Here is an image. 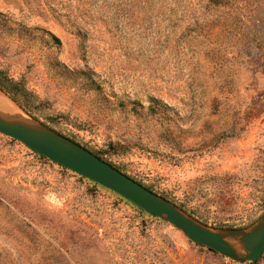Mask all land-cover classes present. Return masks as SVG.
Listing matches in <instances>:
<instances>
[{"label": "rangeland", "instance_id": "1", "mask_svg": "<svg viewBox=\"0 0 264 264\" xmlns=\"http://www.w3.org/2000/svg\"><path fill=\"white\" fill-rule=\"evenodd\" d=\"M0 69L50 129L199 221L263 220L264 0H0ZM0 264L252 262L0 132Z\"/></svg>", "mask_w": 264, "mask_h": 264}, {"label": "water", "instance_id": "2", "mask_svg": "<svg viewBox=\"0 0 264 264\" xmlns=\"http://www.w3.org/2000/svg\"><path fill=\"white\" fill-rule=\"evenodd\" d=\"M0 132L21 141L53 162L117 192L149 214L163 218L181 229L196 244L207 246L234 260H249L252 264H256L264 253V217L251 229L230 228L218 231L90 149L41 123L7 119L0 115ZM230 238L239 239L248 254L239 255L229 241Z\"/></svg>", "mask_w": 264, "mask_h": 264}, {"label": "trees", "instance_id": "3", "mask_svg": "<svg viewBox=\"0 0 264 264\" xmlns=\"http://www.w3.org/2000/svg\"><path fill=\"white\" fill-rule=\"evenodd\" d=\"M51 35H53V34H51ZM53 37L57 40V42H59L60 43V40H59V38L58 37H56V36H54L53 35ZM18 84H20L17 80H14L13 78H11V77H8V75L3 71V70H1L0 69V88L3 90V91H5L7 94H10V96L16 101V102H18V104L28 113V114H30L36 121H38V122H40L42 125H44V126H46V127H48V128H52V129H54V130H56L53 126H51L50 124H49V122L46 120V119H44V118H41V117H39V116H36L34 113H33V111H32V109H31V107H30V105L29 104H26L25 102L24 103H21L19 100H17V98L15 97V96H13L12 95V92L14 93V91H18ZM11 86H13L14 87V89L11 87ZM9 88H11V90H9ZM17 91H16V93H17ZM60 132V131H59ZM62 134H64L63 132H61ZM67 136H69V135H67ZM70 137V136H69ZM75 140V139H74ZM75 141H77V140H75ZM77 142H79V141H77ZM93 151V150H92ZM95 154H97V155H99L101 158H103V159H105V160H107L108 162H111L105 155H103L102 154V152H98V151H93ZM112 163V162H111ZM113 165H115L114 163H112ZM116 166V165H115ZM120 170H122L120 167H118ZM139 182H141V181H139ZM142 183V182H141ZM142 184H144V183H142ZM146 187H148V188H150L151 190H153V191H155L156 193H158V194H160V195H162V196H164V197H166V198H168V199H170V200H172L170 197H168L167 195H165V194H162V193H160V192H158L157 190H155L153 187H151V186H149V185H146V184H144ZM173 202H175V201H173ZM178 206H180L181 208H183L181 205H179L177 202H175ZM139 207V206H138ZM139 209H141L140 207H139ZM184 209V208H183ZM141 210H143V209H141ZM185 210V209H184ZM210 250H212V251H214L213 249H211V248H209Z\"/></svg>", "mask_w": 264, "mask_h": 264}, {"label": "bare ground", "instance_id": "4", "mask_svg": "<svg viewBox=\"0 0 264 264\" xmlns=\"http://www.w3.org/2000/svg\"><path fill=\"white\" fill-rule=\"evenodd\" d=\"M18 112H19V109L15 105L14 101L12 99H10L4 92H2L0 90V115L4 118L11 119L10 116L16 115ZM17 115H19V114H17ZM238 243L239 242L236 241V244H238ZM235 246L237 247V245H235ZM238 246H239V244H238Z\"/></svg>", "mask_w": 264, "mask_h": 264}]
</instances>
